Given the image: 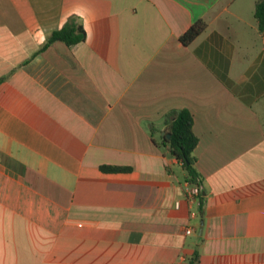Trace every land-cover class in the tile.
I'll use <instances>...</instances> for the list:
<instances>
[{
	"label": "crops",
	"instance_id": "obj_1",
	"mask_svg": "<svg viewBox=\"0 0 264 264\" xmlns=\"http://www.w3.org/2000/svg\"><path fill=\"white\" fill-rule=\"evenodd\" d=\"M256 1L0 0V264H264ZM72 15L85 40L40 50ZM180 109L201 213L156 144Z\"/></svg>",
	"mask_w": 264,
	"mask_h": 264
},
{
	"label": "trees",
	"instance_id": "obj_2",
	"mask_svg": "<svg viewBox=\"0 0 264 264\" xmlns=\"http://www.w3.org/2000/svg\"><path fill=\"white\" fill-rule=\"evenodd\" d=\"M255 18L258 21V28H264V0H257L254 10ZM207 26L204 19L200 18L193 22L189 28L180 35L179 40L183 45H188ZM86 38V31L83 24L77 16H70L67 21L58 29L50 32L40 50L46 48L55 41L64 42L68 46L75 45ZM166 128L165 134L160 136L159 143H156L165 150L169 157L176 160L180 164L181 169L185 173V181L192 186L198 187L196 198L199 202V212H202L203 193L200 191L202 184V176L195 167L196 158L194 149L198 142V138L193 131V117L187 109L172 110L165 116ZM151 131L153 127L149 128ZM170 134L167 138L166 135ZM100 170L103 172H123L129 171V167L117 165H102ZM198 260V254L195 252L189 259L188 264H194Z\"/></svg>",
	"mask_w": 264,
	"mask_h": 264
},
{
	"label": "built area",
	"instance_id": "obj_3",
	"mask_svg": "<svg viewBox=\"0 0 264 264\" xmlns=\"http://www.w3.org/2000/svg\"><path fill=\"white\" fill-rule=\"evenodd\" d=\"M185 196L189 201L196 199L198 194V187L190 185L188 182H184ZM186 233H190V229L186 230Z\"/></svg>",
	"mask_w": 264,
	"mask_h": 264
},
{
	"label": "water",
	"instance_id": "obj_4",
	"mask_svg": "<svg viewBox=\"0 0 264 264\" xmlns=\"http://www.w3.org/2000/svg\"><path fill=\"white\" fill-rule=\"evenodd\" d=\"M163 134V133H162ZM170 136V134H167L166 137L168 138Z\"/></svg>",
	"mask_w": 264,
	"mask_h": 264
}]
</instances>
